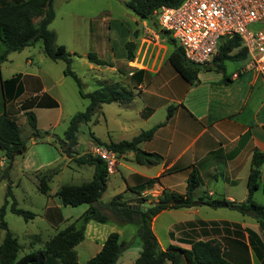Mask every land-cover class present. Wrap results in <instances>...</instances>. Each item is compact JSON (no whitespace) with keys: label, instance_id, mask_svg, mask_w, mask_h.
<instances>
[{"label":"crops","instance_id":"1","mask_svg":"<svg viewBox=\"0 0 264 264\" xmlns=\"http://www.w3.org/2000/svg\"><path fill=\"white\" fill-rule=\"evenodd\" d=\"M8 2L10 0H0V6ZM132 13L133 15L129 16L133 25L127 29L128 34L126 32L124 41L119 45V53H116V45L110 39L105 40L104 30L110 29L109 26L99 24L96 27L92 20L80 24L75 22V18L70 17L67 18L70 24L62 28V32L53 29L57 34L58 45H64L68 52L76 54L75 57L84 64L88 62L87 55L92 52L101 60L113 64V67H107L88 63L90 68H95L103 75L101 82L103 86L118 84L135 91L136 96L130 104H118L126 111L135 110L134 115L131 114L127 119L129 122L141 120L143 127L147 128L136 131L132 138L125 141H130L141 132L165 123L150 141L140 145L143 151L157 153L164 158V161L151 167L137 164L142 168L141 170L129 169L132 174L128 178L129 182H126L127 187L137 186L147 179H157L158 182L154 186L142 192V197L148 198V202L153 203L159 199L164 190L185 194L188 177L192 171H196L200 179L196 191L201 189L202 192L200 196H197L195 191L196 198L223 197L232 202H245L249 195L248 181L253 154L256 150L264 154L263 80L256 75L246 55L243 59L225 62L223 73L213 70L212 61L208 65L210 70L201 71L198 74L199 84H189L169 62V57L174 51V46L168 42L170 36L161 29V34H157L155 30L146 25V22L140 20L134 12ZM105 20L104 17L102 21ZM148 32L155 38L151 40L143 38ZM60 33L65 35L68 42H59ZM129 42L136 45L133 61L127 59L126 44ZM3 49L4 47L0 44V52ZM26 50L25 48L19 54H23ZM39 52L43 54L42 47ZM15 53L8 56L6 63L13 62L12 58ZM31 57V53L24 56L23 72H12L9 77L2 74L5 62L0 65V92L1 83L19 75L21 76L19 83L23 88V93L19 96L17 85H14V89L9 87V90L8 86H5L3 91L7 101L5 111L19 125V118L25 119L26 112H33L40 131L52 132L60 125L62 117L59 114L51 117L48 127L42 128L39 126L40 117L37 111L44 110L50 115L57 110H62L65 102L62 89L68 85L64 68H60V75L54 77L48 61L42 59L40 63L44 66H35ZM108 74H118V78L116 76V79H110ZM104 76L108 78L105 79ZM83 88H85L84 83ZM54 103L58 106L54 107ZM170 106H175L176 110L173 117L166 122ZM94 136L104 143L124 141L122 139L113 140L110 136L108 141H104L95 134ZM31 145L38 146L32 141L26 153L21 155L24 156L23 164L27 170L31 169L29 155L32 151ZM118 158L134 162L133 153ZM118 169L110 173L109 178L115 175ZM174 169L176 170L171 171ZM261 175L260 186L253 198L258 204L264 205L258 201L259 193L264 197V164L261 168ZM57 191L51 189L49 195L42 194L45 197V203L41 218L48 226L56 230L52 237L80 219L88 209L87 205L78 209L81 210L78 214L70 213L68 206H64L56 196ZM134 196L135 198L130 200L133 201L131 205H137L138 196ZM207 207L202 205L189 209L166 210L159 214L153 220L152 228L160 248L166 250L169 246H176L190 249L191 242L216 240L221 243L223 255L231 264H264V250L260 248L262 250L259 252L261 256L259 258L251 246V240L253 243H264V232L255 219L242 214L241 220L237 221L225 217L207 218L208 214L204 217L200 216L202 212L208 213ZM224 209L226 208H219V210ZM182 210L186 211L183 213ZM215 210L218 212V209ZM167 211H178L186 218L168 227L167 242L163 243L155 227L160 216ZM105 212L108 215L109 211L105 210ZM109 218L107 223L101 225L105 227L113 222L120 226L121 230L116 231L111 228L108 232H103L99 227H94L92 222L87 224L85 239L76 247L80 264L82 263L79 259V248L84 247L85 249L86 245V252L90 253V258L85 262L87 264L101 251L107 237L113 232L119 234L121 242L129 243V240L134 237V242L120 255L117 264H135L142 251L141 242L136 238L135 231L134 236L126 240L127 233L122 232V227L125 225L118 224L114 217L109 216ZM248 230L254 232L256 236L253 238L249 236ZM45 243H43V248ZM34 244H42L39 235L33 237L32 245Z\"/></svg>","mask_w":264,"mask_h":264},{"label":"trees","instance_id":"2","mask_svg":"<svg viewBox=\"0 0 264 264\" xmlns=\"http://www.w3.org/2000/svg\"><path fill=\"white\" fill-rule=\"evenodd\" d=\"M182 0H130L125 6L142 20H148L154 12L162 7L174 8L181 4ZM55 0H10L7 4L0 6V44L4 49L0 52V65L8 60L13 52H21L27 47L34 46L40 42L43 54L53 60H61L65 63L64 75L70 76L77 84L80 96L89 101L84 112L75 114L64 133L63 139H59L60 149L68 159L73 160L79 166H92L95 168L94 177L91 181L80 185H62L56 193L64 206L73 208L88 205L84 215L75 222L59 231L54 237L48 240L42 250L26 253L20 256L22 247L18 239L9 231L5 222V214L9 206L10 212L22 217L25 221L36 218V214L18 207V204L11 191L7 194L6 200L0 209V230H5V236L0 244V264H47L48 256L55 258L60 264H80L76 247L85 239L87 224L95 221L100 224L107 223L110 218L102 211L108 210L112 213L116 222L120 225L133 224L137 227V236L140 238L142 251L135 264H231L223 255V248L216 240L191 242L190 249H182L176 246H169L166 250L160 248L159 241L154 234L153 220L166 210L189 209L197 206H208L213 209L226 208L238 213L250 216L255 219L264 232V206L254 200V193L258 190L261 182V168L264 164V154L256 150L253 154L251 170L248 181L249 195L245 202H232L226 198L195 197V191L199 187L200 179L196 171H192L188 177L185 194L164 190L151 209L146 212L131 209L130 202L124 199L122 194L115 196L108 204L100 202L107 189V182L110 173L107 165L101 159L92 155H78L75 148L78 146V132L82 125L89 124L94 116L98 114L102 104L120 103L130 104L134 98L133 90H128L118 84H110L101 87L93 92H84L81 78L71 69L74 57L68 52L64 45L57 44V34L50 30V25L56 17L54 9ZM38 20V21H37ZM168 42L174 46V51L169 57L170 64L176 72L189 84H199L198 74L201 71H208L210 67L197 66L190 63L183 49L171 37ZM135 43L126 44L127 59L133 61ZM246 50L238 37L228 38L220 45L218 54L212 62L213 70L223 73L224 64L228 61H237L245 58ZM88 62L97 66L113 67V64L101 60L95 53L87 55ZM20 75L1 83L0 92V150L6 160L5 175L17 156H21L28 150V142L22 137L21 128L17 121L10 117L6 111L5 86L14 89L17 85V95L21 96L23 88L19 83ZM9 93V92H8ZM10 93H12L10 91ZM11 98V94L9 95ZM13 96V95H12ZM58 104L54 103V107ZM176 110L175 106L168 108V122ZM28 124L33 131V138L41 139L48 133H42L37 127L35 113L26 112ZM165 124V123H164ZM158 125L150 130L141 132L130 141L104 143L91 133L97 145L103 146L116 153L118 157L128 153L134 154V162L141 166H156L164 161V158L157 153H148L140 148L144 142L150 141L156 131L163 126ZM171 170V171H175ZM170 171V172H171ZM57 171L50 170L38 178V191L43 195H49L51 182ZM157 179H147L137 186H128L127 190L138 196L137 203H146L148 198L142 197V192L151 188L157 183ZM12 197L13 203L8 198ZM79 223V225H78ZM249 236H256L248 230ZM131 245L121 242L117 232L111 233L103 244L101 251L91 258L87 264H117L120 255ZM251 246L261 258L259 252L264 250V243H253ZM262 248V249H260Z\"/></svg>","mask_w":264,"mask_h":264},{"label":"rangeland","instance_id":"3","mask_svg":"<svg viewBox=\"0 0 264 264\" xmlns=\"http://www.w3.org/2000/svg\"><path fill=\"white\" fill-rule=\"evenodd\" d=\"M129 0H56L54 3V9L56 13L55 20L50 25V30H58L60 32L62 28H66V25L70 24L67 18H75V22L84 23L86 21L93 22L94 26L103 24L106 27L104 30L105 40L110 39L112 43L116 45L115 51L119 53L120 43L124 41L127 29L132 27V21L129 15H133L130 9L125 6V2ZM106 18L103 22L102 19ZM38 21V20H37ZM146 25L155 30L156 33H160V28L154 16L145 20ZM261 26L256 25L252 27V30H256ZM140 31V26L138 27ZM61 34V33H60ZM128 34V32H127ZM149 40L155 38L149 32L143 36ZM65 35H60L59 42H65ZM68 42V41H66ZM58 44V43H57ZM41 43L38 42L34 46L27 47L23 54L16 52L13 55V62H5L2 74L5 77H9L12 72L20 73L24 71V56L27 53H31V59L34 60L35 66L42 65V59H45L50 63L52 67V73L54 77L60 75V68L66 67L65 63L61 60L53 61L44 54L41 55L39 50L41 49ZM22 52V51H21ZM44 57V58H43ZM8 61V60H7ZM89 62H82L78 58L74 57L71 69L81 78L85 85L84 92H93L100 89L102 85L103 75L99 73L95 68L89 67ZM107 75V74H105ZM118 78V74H108L111 79ZM107 79V76H104ZM107 77V78H106ZM67 86L63 87V93L65 94V102L62 110H57L53 114H46L44 110H38L37 114L40 117V127L47 128L48 124L51 122V117H55L58 114L62 117V121L58 127H56L52 132H47L48 135L41 139L33 138V131L31 130L27 118H19L22 137L28 142V147L32 141L36 142L38 146L31 145L32 151L29 155L30 159V170H27L23 164L24 156H17L13 163L10 165L5 175V165L6 160L0 150V209L2 208L7 194L11 191L13 199L16 200L18 207L31 211L37 216L35 219L30 221H25L22 217L17 216L10 212L9 206L5 214V222L7 223L9 231L18 239L22 247L20 256L26 253L36 251L43 248V243L50 240V238L56 233V230L48 226L45 221L41 218V213L43 212V206L45 203V197L38 191V178L39 176L46 174L50 170L57 171V174L53 177L51 182V189L53 191L59 190L62 185H80L84 182L91 181L94 177L95 168L92 166H79L73 160L67 158L60 149L59 139H63L64 133L69 127L71 118L77 114L84 112L89 105L87 99H83L78 91V87L74 79L70 76H66ZM133 90V89H132ZM135 93V91H133ZM135 110H124L118 103L112 104H102L98 114L94 116L92 121L87 125H82L78 132V146L75 151L78 155H91L95 143L92 138L91 133L95 134L97 137L104 141L109 140V136L113 140H129L132 138L133 134L143 128V122L141 120L129 122L127 119L130 118L131 114L134 115ZM128 117H127V116ZM126 117V119H125ZM40 130V128L38 127ZM42 133H45L41 131ZM120 166L118 172L111 176L108 180V186L103 194L100 202L102 204H108L115 196L122 194L127 202L130 201L135 196L127 190L128 178L132 171L129 169L141 170L137 164L131 162L127 159H119ZM129 182V181H128ZM197 196L202 194L201 189L196 191ZM260 194V196H259ZM258 194V201L264 203V197L261 193ZM12 197H9V203H13ZM149 203V202H146ZM139 205L140 203H136ZM71 207L68 206V211L72 214H78L81 212L83 207ZM264 206V205H262ZM207 212H202L200 216L204 217L208 214L207 218H219L225 217L226 219H231L232 221L241 220V214L237 211L224 209L216 212L215 209L206 208ZM108 211V210H107ZM186 210H182L184 213ZM107 215V212L103 209L102 211ZM110 213V215H109ZM107 216L113 217L112 213L109 211ZM222 213V215L220 214ZM185 215L180 214L178 211H167L162 214L156 223L155 231L163 243L167 242L166 230L171 225L183 221ZM94 227H99L101 231L108 232L111 228L114 230H121V227L116 223H109L108 226L103 227L101 224L91 221ZM90 222V223H91ZM89 223V224H90ZM63 228V226H61ZM92 231V230H90ZM135 231L136 238L140 241L137 236V227L133 224H128L122 227V232L127 233L125 236L126 240H129L131 236H134ZM39 235L42 239V244L32 245L33 237ZM5 236V230H0V244ZM134 237L129 240V243H133ZM89 241V238H88ZM141 242V241H140ZM87 243V242H85ZM131 246V245H130ZM129 248V247H128ZM79 259L82 264H86V260L90 258V253L86 252V245L79 248ZM47 264H60L55 258L48 256Z\"/></svg>","mask_w":264,"mask_h":264},{"label":"built area","instance_id":"4","mask_svg":"<svg viewBox=\"0 0 264 264\" xmlns=\"http://www.w3.org/2000/svg\"><path fill=\"white\" fill-rule=\"evenodd\" d=\"M153 16L197 66L209 65L226 39L240 38L254 72L264 82V0H182L178 7H162ZM256 25L261 27L252 30ZM91 155L104 161L109 173L117 171L116 153L96 145Z\"/></svg>","mask_w":264,"mask_h":264},{"label":"water","instance_id":"5","mask_svg":"<svg viewBox=\"0 0 264 264\" xmlns=\"http://www.w3.org/2000/svg\"><path fill=\"white\" fill-rule=\"evenodd\" d=\"M154 206H156V204L154 203H142L141 205H130L129 207L131 209L137 210V211H143L146 212L148 209L153 208Z\"/></svg>","mask_w":264,"mask_h":264}]
</instances>
